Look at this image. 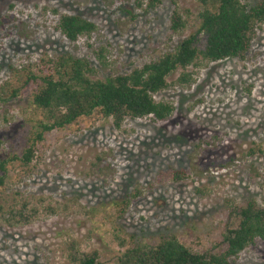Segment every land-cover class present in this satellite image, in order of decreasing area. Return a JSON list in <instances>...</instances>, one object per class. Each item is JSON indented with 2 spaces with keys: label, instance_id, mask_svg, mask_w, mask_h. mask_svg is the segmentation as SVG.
<instances>
[{
  "label": "rangeland",
  "instance_id": "1",
  "mask_svg": "<svg viewBox=\"0 0 264 264\" xmlns=\"http://www.w3.org/2000/svg\"><path fill=\"white\" fill-rule=\"evenodd\" d=\"M151 1L0 0V264H72V249L119 264L129 247L170 236L196 253H218L238 226L233 210L251 200L264 208V24L243 60H199L186 70L190 85L177 84L182 70L170 77L155 95L175 107L167 120L127 119L117 129L112 119H82L47 134L27 168L13 160L1 169L31 146L41 118L36 84L7 100L21 85L18 69L38 75L41 59L70 54L105 80L159 60L200 27L198 0H176L186 22L178 34L170 30L173 0ZM62 15L97 31L72 43L57 30ZM234 264H264V241Z\"/></svg>",
  "mask_w": 264,
  "mask_h": 264
},
{
  "label": "trees",
  "instance_id": "2",
  "mask_svg": "<svg viewBox=\"0 0 264 264\" xmlns=\"http://www.w3.org/2000/svg\"><path fill=\"white\" fill-rule=\"evenodd\" d=\"M159 2L151 1L149 7L153 8ZM198 2L202 6L198 30L173 52L130 73L94 80L91 63L70 54L41 59L34 66L44 67L38 75L33 69H18L21 85L9 88L7 100L17 98L28 85L36 84L32 103L41 118L32 133L31 146L21 158L5 159L1 169L6 172L7 165L13 160L27 168L35 158L36 146L45 140L47 134L67 129L82 119H112L117 129L127 119L167 120L175 112V107L171 103L157 102L155 95L171 86L169 78L178 70L183 72L177 84L190 85L193 75L186 70L197 65L199 60L211 63L243 60L252 47L255 29L264 24V0L254 6L241 0ZM173 5L170 30L172 34H178L186 28V22L176 0ZM97 28L95 23L77 15H62L57 26V30L72 43L90 37ZM99 59L104 64L101 55ZM3 91H6L5 87L0 88V93ZM183 173L175 172L174 177L179 179ZM130 202L125 201L122 206L127 207ZM231 217L239 221L238 226L226 231L225 248L218 253H196L177 237L170 236L162 238L155 246L135 244L129 247L119 256V264H234V260L257 240L264 241V208L251 200L233 210ZM71 251L72 264H101L97 252L80 256L74 249Z\"/></svg>",
  "mask_w": 264,
  "mask_h": 264
}]
</instances>
